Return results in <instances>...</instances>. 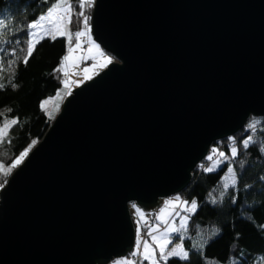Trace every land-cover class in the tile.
<instances>
[{
  "label": "water",
  "instance_id": "95a60500",
  "mask_svg": "<svg viewBox=\"0 0 264 264\" xmlns=\"http://www.w3.org/2000/svg\"><path fill=\"white\" fill-rule=\"evenodd\" d=\"M115 56L72 89L0 190V264H109L129 203L189 186L212 143L264 115V0H94Z\"/></svg>",
  "mask_w": 264,
  "mask_h": 264
},
{
  "label": "trees",
  "instance_id": "16d2710c",
  "mask_svg": "<svg viewBox=\"0 0 264 264\" xmlns=\"http://www.w3.org/2000/svg\"><path fill=\"white\" fill-rule=\"evenodd\" d=\"M55 1L0 0V19L10 20L9 28L12 29L11 32L4 30L5 36L0 39V63L3 64L0 82L6 84L0 90V113H3L0 126L13 118L19 121L0 140L2 168L10 167L31 140L40 139L52 119L41 108V101L54 95L61 86L64 73L53 70L61 65V58L65 56L66 37L41 41L27 65L22 57L26 54L27 23L45 13ZM68 2L76 20L69 28L75 32L82 27L79 13L86 10V6L81 9L80 0ZM16 40L21 43L17 44ZM13 48L15 55L11 54ZM9 60L15 63L9 65ZM9 79L18 87L12 88ZM253 117L258 122L256 126L260 125L254 133L248 132L251 123L247 122L231 136L237 139L236 156L231 154L232 147L227 146L224 150L227 159L221 157L217 169L193 173L189 186L181 195L194 198L197 209L189 216L186 229L172 236V245L182 244L189 252V259L172 256L163 264L264 263V115ZM249 136L252 140L245 148L243 141ZM216 146L212 149H217ZM228 174L231 176L227 181ZM9 175L0 172V183L6 182ZM233 177L235 186L231 184ZM225 184L229 185L227 189Z\"/></svg>",
  "mask_w": 264,
  "mask_h": 264
},
{
  "label": "rangeland",
  "instance_id": "374dc122",
  "mask_svg": "<svg viewBox=\"0 0 264 264\" xmlns=\"http://www.w3.org/2000/svg\"><path fill=\"white\" fill-rule=\"evenodd\" d=\"M69 5L71 6V4L67 0V3L60 5L59 8H58V10L54 13V16L57 18V23L62 28H65V29H69V27L71 26V25L68 24V19H67L68 14L63 11ZM84 5L86 6V10L83 9L82 11L84 13V16H88V14H89L88 17H90V22H88V29L85 31V34L80 37V45H79V47H76V38L74 36V33L76 31L75 32H72V30L70 29L71 32L73 33L71 45L68 44V41H67V38H66L67 45H66L65 55H69V53H68V47L69 46H71L73 48V51L70 54V57L71 58L68 61H63V65H62V71L64 73V76L62 78V81H67V84L61 83V86L58 88V90L56 91V93L54 95L45 97L41 101V102H46L44 104L43 109L45 110L46 114L50 118H52L51 121H50V123L55 119V117L60 112L64 100L71 93L72 89H74L78 85H80L83 82H85L86 80H88V79H85L86 76H89V77L92 78L97 73H99L101 70L105 69L108 66L109 63L107 64L106 67H103V68L99 67V65H101L102 63H106L105 60H104V58H103V56L101 55V52H103L104 54H106L108 57H111L112 58V61H114V59H115V57L109 51L105 50L93 38V35H92V32H91V15H92V9H93V5H94V0H92L91 5H89L87 3V0H85ZM72 9L73 8L71 6V8H70V14H71V17H72V22L74 23V21H76V20L73 19L74 16L72 14L73 13ZM88 9L90 11L89 13H88ZM60 16H64L63 21L59 20V17ZM82 20H83V16H81L80 22ZM82 28H83V24H82V27L79 30H81ZM37 39H38V37H37ZM95 45H98L99 48L97 49L95 47ZM88 57H92L93 58V61L91 63L85 62V61H87V58ZM94 65H95V67H94ZM85 69H87L88 71L86 72ZM253 116H255V115H250L249 118L245 122V125H246L247 122H249L252 125L251 128L254 127V130L252 129V130L248 131L250 133H254L256 131L255 129L258 126H260V125L256 126L258 124V122L257 121L256 122L254 121V119H253L254 117ZM233 135H235V134H233ZM233 135H230V136H228L226 138H223L221 140H218V141L212 143L211 146H210V149L212 150V153H213V149L212 148L214 146H216V144L222 145V146H219L220 149L217 151L216 158H212V160H208V159H206V157H208V156L205 155V157L198 162V164H197L196 168L194 169V172L193 173H198V174L199 173H202V172H204V168H208V167L213 166L214 161L221 158L219 156V152H223L225 154V157H227V153L224 150H225V147H227V146L234 147V144H232L231 140L229 139L231 136L233 137ZM40 139H33V140H36L37 143H38ZM241 139H243V138L241 137ZM33 140H31L29 142V144ZM236 143H237V141H235V144ZM36 144L31 148V150L36 146ZM28 145L25 148H27ZM210 149H209V151H208L207 154L211 153ZM19 154L17 156H19ZM203 162H204V164H203ZM21 164H22V162L19 165H17L16 167L11 168L10 171H9V168L10 167L3 168V171H8L10 173L7 181L13 175L14 171ZM220 164L216 165L214 169H217L220 166ZM229 176H231V174H228L227 175V177H226V180L227 181H228V177ZM7 181L4 182V183H2V184H4V186H5L7 184ZM1 189L2 188H0V190ZM176 196H179L182 201H187L188 202V205H183L182 206L179 203L165 205L164 202L166 200H169V199H171L173 197H176ZM192 200H195V199L194 198L184 197L180 193V194H176V195H172V196H169V197L164 198L162 200V203L154 211L145 212L141 208H139V209H141V212H139V213L135 212V209L133 208V205H136V204L135 203H132V202L129 203L128 207H129V212H130L132 224H133V227H134V233H135V235H134V244H133V247H132L131 251L127 252L123 256H119V257L113 258L109 262V264H124L125 258L131 259V260H134V261H137L138 264H149L148 261H141L139 255H137L135 257H132L131 256V253H132L133 249L135 248V246L137 244V238H138L137 237V225H138V223H139V227H140V234H139V238H140V248H139V251H140V253H143V251H144L143 242L146 240L152 248H155L156 247V243H158V241H153L152 236L155 235V236L159 237L160 232L163 231V228H164L165 225L162 224L156 218L157 217V214H161V209H163L162 215H163V217H164V219L166 221H168L170 223H173L176 226H179L180 216H187L188 217V220H189V216L192 213H194V212H187L186 211V208L188 206H190ZM175 212H179L180 213V216H175ZM147 214H149V215H147ZM149 229H152L151 234L149 233ZM174 234H176V233H171L170 234V243L166 247L165 251H169L173 247H175L176 245L180 244V243H176V244H173L172 245V243H173V237L172 236ZM156 255H157V257L159 256V249H156ZM160 264H163V261H161Z\"/></svg>",
  "mask_w": 264,
  "mask_h": 264
},
{
  "label": "snow or ice",
  "instance_id": "6c2138e0",
  "mask_svg": "<svg viewBox=\"0 0 264 264\" xmlns=\"http://www.w3.org/2000/svg\"><path fill=\"white\" fill-rule=\"evenodd\" d=\"M67 0H56L55 3H53L45 13H42L39 17H37L36 20L30 21L27 23L26 28H27V38L24 41V44L26 45V54L22 57L23 63L25 65H27L29 59L32 57V55L34 54V51L37 47V45L43 41L44 39L48 38L51 39L53 41H55L57 38H61V37H66L68 44L71 45L72 42V36L73 33L71 32L70 28L69 29H65L62 28L58 23H57V18L54 16V13L58 10L59 6L62 4H66ZM85 0H80V6L81 9H83ZM87 3L89 5H91L92 0H87ZM70 8L71 6L69 5L67 8H65L63 11L65 13L68 14L67 19H68V24L71 25L72 23V17L70 14ZM80 16H83V20L81 21V23L83 24V28L81 30H78L74 33V36L76 38V47H79L80 45V37L83 36L85 34V31L88 29V22H89V17L88 16H84L83 11H81L79 13ZM64 16H60L59 20L63 21ZM10 20L7 19H0V39H3L5 36V31L7 30V32H11L12 29L9 28V24H10ZM38 37V39H37ZM17 44H20L21 41L20 40H16ZM95 47L98 49L99 46L95 45ZM91 50V49H90ZM73 48L71 46L68 47V53L69 55H65L61 58V65L58 66L56 69H54V72H59L62 71V65H63V61H68L71 57L70 54L72 53ZM16 49L13 48L11 49V54L15 55ZM101 55L103 56L104 60L106 63H102L101 65H99V67L103 68L106 67L108 63L112 62V58L108 57L106 54H104L103 52H101ZM9 65L15 63V60H9L8 61ZM3 64L0 63V69H2ZM95 67V65H94ZM85 71L87 72L88 70L85 69ZM91 77L86 76L85 79H90ZM3 77H0V81H2ZM9 84H11L12 88H16L18 87V85H16L15 83L12 82L11 79H9L8 81ZM62 83L67 84V81H62ZM6 87V84L4 82H0V90L4 89ZM46 102H41V108L43 109L44 104ZM8 111L10 112L11 109H8ZM0 115H3V113H0ZM19 121L16 118H13L10 122L6 121L2 126H0V140H2L4 138V136L7 134V131L13 126L18 124ZM252 125H250L251 127ZM230 140H233L234 138L230 137ZM252 137L249 136L247 138V140L243 141V145L246 148L249 144V142H251ZM37 143L36 140H33L27 148H25L20 154L19 156H17L13 161L12 164L9 168V171L11 170V168L16 167L17 165H19L23 159L28 155L29 151L31 150V148ZM232 156H236L237 154V149L236 147H232L230 149ZM217 150L213 149V153H216ZM219 156L227 159V157H225V154L223 152H219ZM206 159L208 160H212V155H209L208 157H206ZM222 161L217 159L214 161L213 166L208 167V168H204V171L206 172H211L214 170L215 166L220 164ZM203 167V166H202ZM0 172H3V175L7 176L9 174L8 171H3V168L0 167ZM229 172H232V169H229ZM231 184L233 186H235L236 184V180L233 177V179L231 180ZM4 184L0 183V188H3ZM225 189H227L229 187L228 184L224 185ZM214 202V201H213ZM165 205H170V204H175V203H179L182 206L183 205H188L187 201H182L180 199L179 196L173 197L169 200H166ZM133 208L135 209V212L139 213L141 212V209H139L138 206L133 205ZM197 208V202L196 200H192L190 206H188L186 208L187 212H195ZM163 213V209H161V214H157V219L164 224V228L163 231L160 232L159 237L153 235L152 239L153 241H158V243H156V247L152 248L149 243L145 240L143 242V248L144 251L143 253H140L139 248H140V238H139V234H140V227H139V223L137 225V244L135 246V248L133 249L131 256L135 257L137 255L140 256L141 261H148L149 264H160L161 261H167L169 257L172 256H177L180 257L183 260H188L189 259V252L186 251L182 244H178L175 247H173L171 250L169 251H165L166 247L168 246V244L170 243V234L171 233H180L183 232L186 229V225H187V221H188V217L187 216H180L179 212H175V216H180V223L179 226H176L173 223H170L168 221H166L162 215ZM158 227V226H157ZM152 229H149V233L151 234ZM183 239V236H181V240ZM156 249H159V256L157 257L156 255ZM124 264H138L137 261L125 258Z\"/></svg>",
  "mask_w": 264,
  "mask_h": 264
},
{
  "label": "built area",
  "instance_id": "2783aa9c",
  "mask_svg": "<svg viewBox=\"0 0 264 264\" xmlns=\"http://www.w3.org/2000/svg\"><path fill=\"white\" fill-rule=\"evenodd\" d=\"M93 61V58L92 57H88L87 58V61H85V62H87V63H91ZM252 129H254V127L253 128H249L248 130L250 131V130H252ZM235 141H237L236 140V138H234L233 140H231V142H232V144H235ZM219 146H222V145H217L216 147H217V151L220 149V147ZM210 151H211V153H209L210 155L212 154V158H216V154H217V152L216 153H212V150L210 149ZM209 154H207V156H209ZM214 154V155H213ZM203 164H204V162H203ZM147 215H149V214H147ZM151 216V215H150Z\"/></svg>",
  "mask_w": 264,
  "mask_h": 264
}]
</instances>
